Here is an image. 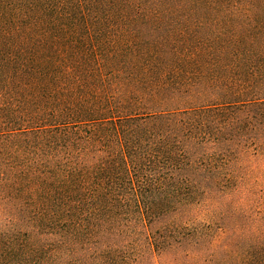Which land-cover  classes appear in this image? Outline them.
<instances>
[{
	"label": "trees",
	"instance_id": "trees-1",
	"mask_svg": "<svg viewBox=\"0 0 264 264\" xmlns=\"http://www.w3.org/2000/svg\"><path fill=\"white\" fill-rule=\"evenodd\" d=\"M0 264H264V0H0Z\"/></svg>",
	"mask_w": 264,
	"mask_h": 264
}]
</instances>
